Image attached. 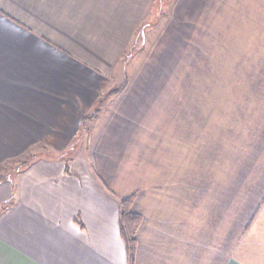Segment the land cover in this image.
<instances>
[{"label":"crops","instance_id":"crops-1","mask_svg":"<svg viewBox=\"0 0 264 264\" xmlns=\"http://www.w3.org/2000/svg\"><path fill=\"white\" fill-rule=\"evenodd\" d=\"M161 1L0 0V264H264V0Z\"/></svg>","mask_w":264,"mask_h":264},{"label":"rangeland","instance_id":"rangeland-1","mask_svg":"<svg viewBox=\"0 0 264 264\" xmlns=\"http://www.w3.org/2000/svg\"><path fill=\"white\" fill-rule=\"evenodd\" d=\"M162 1L161 0H157V2L155 3V13L153 14V16L156 17L155 21L161 23L163 22V20L166 18V14L163 13L164 11H162ZM157 8V10H156ZM158 8H160L161 10H159ZM152 15V14H151ZM153 16L152 19H153ZM146 23V22H145ZM155 23V22H154ZM147 24L144 25V31H145V40L143 41V43L140 45V47L138 48V51H137V57L134 58V59H129L128 63L131 64L133 61H135V64H138L139 60L141 59V55L143 57L144 55V65L147 64L148 67L152 66L153 63H155L156 61H159V59H163L165 58V55L162 54V51L161 50H155V49H151L149 51V54L148 53V40L153 36V30H151L150 27H147ZM146 28V30H145ZM150 34V35H149ZM142 60V62H143ZM168 67H171L172 69L174 68V66L172 65V62L175 63V58L172 54H169L168 55ZM142 71V74H143V67L141 69ZM82 143V142H81ZM39 148V147H37ZM29 156L28 155H18L16 157H13L11 159H4L3 161L0 162V176H6V175H9V174H14L15 170H17L18 167H21V166H18V165H22L24 161H27V160H30L33 156H31L30 158H28ZM12 166L14 167V169H12ZM23 166V165H22Z\"/></svg>","mask_w":264,"mask_h":264},{"label":"trees","instance_id":"trees-1","mask_svg":"<svg viewBox=\"0 0 264 264\" xmlns=\"http://www.w3.org/2000/svg\"><path fill=\"white\" fill-rule=\"evenodd\" d=\"M108 94L115 93V91H109ZM100 107H95L93 113L90 116H85L82 118V122L86 124L87 121L93 120L98 112ZM29 160L24 161L22 165L28 163ZM132 198H124L120 199L119 201V225H120V233L122 238L124 239L127 247L129 249L130 257H129V264H132V254L135 247V232L137 227L140 224V217L135 213L131 212L130 205H131Z\"/></svg>","mask_w":264,"mask_h":264}]
</instances>
